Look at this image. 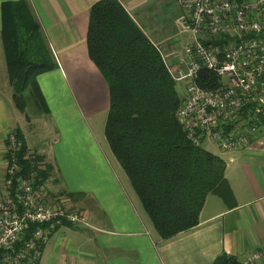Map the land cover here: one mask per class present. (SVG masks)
<instances>
[{
	"label": "crops",
	"instance_id": "obj_1",
	"mask_svg": "<svg viewBox=\"0 0 264 264\" xmlns=\"http://www.w3.org/2000/svg\"><path fill=\"white\" fill-rule=\"evenodd\" d=\"M9 1L20 0H0V191L6 138L18 130L28 152L40 158L38 169L48 173L46 179L35 178L48 203L83 211L90 225L58 226L41 247L38 264H211L222 254L241 262L249 251L264 249V127L244 148L213 152L226 164L229 203L209 193L195 227L162 239L104 134L108 86L86 46L89 9L99 0H23L57 64L36 77L42 100H32L35 118L25 116V123L24 112L10 111L7 100L13 90L1 5ZM117 1L163 50L186 41L173 24L176 0Z\"/></svg>",
	"mask_w": 264,
	"mask_h": 264
},
{
	"label": "trees",
	"instance_id": "obj_2",
	"mask_svg": "<svg viewBox=\"0 0 264 264\" xmlns=\"http://www.w3.org/2000/svg\"><path fill=\"white\" fill-rule=\"evenodd\" d=\"M1 17L8 82L13 101L23 112L22 93L28 90L29 97L40 103L36 77L57 64L26 1L4 2ZM86 46L108 86L104 134L110 151L160 238L195 227L209 193L229 203L225 162L186 137L176 116L180 98L160 54L117 0H99L90 7ZM199 84L214 88L219 80L203 70ZM14 133L20 142L16 153L20 173L35 171L46 179L47 171L37 167L40 158L27 157L19 131ZM211 264L242 263L222 254Z\"/></svg>",
	"mask_w": 264,
	"mask_h": 264
},
{
	"label": "built area",
	"instance_id": "obj_3",
	"mask_svg": "<svg viewBox=\"0 0 264 264\" xmlns=\"http://www.w3.org/2000/svg\"><path fill=\"white\" fill-rule=\"evenodd\" d=\"M176 2L179 13L173 24L186 41L171 50L152 44L180 98L176 116L182 129L197 146L209 142L221 151L244 148L264 127V0ZM203 70L215 74L219 85L202 87ZM5 148L0 264H38L41 247L58 226L90 225L83 211L48 203L46 191L35 183V171L20 173L14 131ZM241 263H264V249L249 251Z\"/></svg>",
	"mask_w": 264,
	"mask_h": 264
},
{
	"label": "rangeland",
	"instance_id": "obj_4",
	"mask_svg": "<svg viewBox=\"0 0 264 264\" xmlns=\"http://www.w3.org/2000/svg\"><path fill=\"white\" fill-rule=\"evenodd\" d=\"M9 90H11V89H9ZM8 92L9 91H7V93ZM7 93L3 92L4 95H6ZM12 93H13V91H12ZM22 94H23L22 96H23V98L25 100V104H26L25 109L23 111L24 114H22V122L25 123V121H24L25 116H29L31 118V120L34 121L33 118H35V114H33L32 108H35V106L32 104V99L29 97L28 90L23 92ZM10 97H12V96H10ZM10 97L7 94V100L9 101L8 106L10 107L9 108L10 111H14V110H16L17 107L13 101V98L11 99ZM200 146L203 149H205L206 151L211 152V153H213L214 151L217 150V147L215 146V144H211L209 142H204Z\"/></svg>",
	"mask_w": 264,
	"mask_h": 264
}]
</instances>
